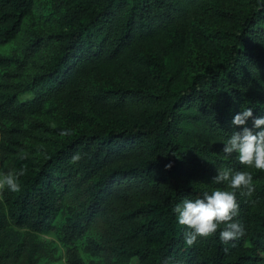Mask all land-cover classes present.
Here are the masks:
<instances>
[{"label":"trees","instance_id":"16d2710c","mask_svg":"<svg viewBox=\"0 0 264 264\" xmlns=\"http://www.w3.org/2000/svg\"><path fill=\"white\" fill-rule=\"evenodd\" d=\"M54 1L64 31L49 37L57 46L25 87L31 100L17 101L22 89L13 82L42 46L26 47L22 61L0 55V68L16 66L0 85V165L35 137L40 124L33 119L47 104L79 110L91 101L96 76L128 87L97 97L111 123L70 135L41 162L14 160L11 172L23 175L20 191H0V238L11 228L51 230L74 189L79 202L62 227L67 264H129L132 257L139 264H264V172L244 169L235 155L225 159L222 152L227 136L240 130L231 121L241 107L264 115V2L229 0L234 20L223 32L222 53L188 76L176 61L163 63L168 32L207 16L212 0ZM33 9L34 0H0V48L19 35ZM222 167L253 176L252 196L237 193L236 219L245 234L224 244L218 230L188 247L171 208L225 189L212 183ZM96 225L99 239H87ZM82 241L89 262L75 248ZM30 247L29 260L36 251Z\"/></svg>","mask_w":264,"mask_h":264},{"label":"rangeland","instance_id":"374dc122","mask_svg":"<svg viewBox=\"0 0 264 264\" xmlns=\"http://www.w3.org/2000/svg\"><path fill=\"white\" fill-rule=\"evenodd\" d=\"M247 0H244L245 2ZM233 2L212 0L208 3V14L201 20H192L186 25H175L169 29L167 51L163 63L183 65L184 71L191 76L198 69L209 65L217 54L222 53V45L226 40L223 32L229 29L234 20L231 16ZM60 23V14L56 11L54 0H34L32 15L22 23L19 35L7 46L0 48V55L11 60L24 59L26 47L37 43L42 48L31 58L32 63L24 72L23 77L14 80L13 83L21 85L22 92H18L17 101L24 102L32 99V93L26 90L32 78L42 72L43 67L57 46L53 37L63 32ZM15 64L6 68H0V85L5 84L4 75L15 72ZM127 82H120L110 77L96 76L92 81L91 101L79 110H70L66 107L50 103L45 106L44 113L33 120L40 124V129L35 137L27 142L16 154L0 165V172H11L15 159L25 158L34 163L43 161L48 153H54L59 149L61 143L68 140L70 135L80 131L89 132V129L97 127L102 123H111L107 106L101 104L97 97L103 90L128 87ZM81 117V118H79ZM63 132L68 134L62 135ZM188 136L182 140L190 143ZM207 182L204 187L210 185ZM79 202L78 194L74 189L68 190L64 196L62 209L51 223V230L45 233L32 234L11 228L7 236L0 238V264H67L66 247L63 243L62 227L70 210ZM100 237V227L94 226L87 239L97 241ZM30 244L36 247V251L29 260L32 253ZM85 241L79 242L75 248L85 262L91 259L83 253ZM264 259V256H263ZM102 262V259L98 260Z\"/></svg>","mask_w":264,"mask_h":264},{"label":"clouds","instance_id":"9594fccd","mask_svg":"<svg viewBox=\"0 0 264 264\" xmlns=\"http://www.w3.org/2000/svg\"><path fill=\"white\" fill-rule=\"evenodd\" d=\"M264 2V0H262ZM253 107H241L233 116L231 124L233 131L223 141L222 152L224 158L235 155L244 169H255L264 172V115L254 116ZM68 134L63 132L62 135ZM73 162L80 157L74 156ZM165 165V169L171 168ZM23 171L0 172V191H20L19 176ZM212 183L225 185V189L216 188L211 192H204L194 199H184L171 208L176 222L182 227L184 243L192 247L199 239L217 234L219 240L228 244L239 240L245 234L243 223L236 219L239 216L240 205L237 193L251 197L254 191L253 176L250 171H233L222 167L212 177ZM129 264H139L138 257H132Z\"/></svg>","mask_w":264,"mask_h":264}]
</instances>
